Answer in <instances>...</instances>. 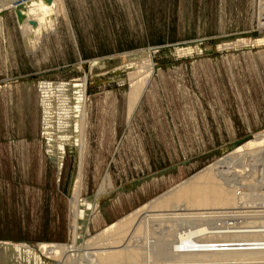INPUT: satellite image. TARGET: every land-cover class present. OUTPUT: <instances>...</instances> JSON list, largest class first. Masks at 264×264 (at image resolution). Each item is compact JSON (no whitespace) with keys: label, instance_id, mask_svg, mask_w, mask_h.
<instances>
[{"label":"rangeland","instance_id":"rangeland-1","mask_svg":"<svg viewBox=\"0 0 264 264\" xmlns=\"http://www.w3.org/2000/svg\"><path fill=\"white\" fill-rule=\"evenodd\" d=\"M21 1L0 0V10ZM63 6L67 16L36 49L26 47L14 8L0 13V244H23L48 264L61 260L41 252V243H73L79 180L82 205L110 174V193L91 221L96 234L264 131L260 0H63ZM148 69L128 122L130 87L147 74L133 75ZM83 80L85 151L76 134L62 141L59 170L47 151L41 87H81ZM77 102L63 106L74 115ZM231 162L221 175L227 187L252 177L264 186V152ZM261 202L212 214L180 207L173 216L149 215L133 245L146 248L160 238L165 216L173 220L172 235L201 216L214 217L212 228L263 226ZM82 247L77 243L78 253Z\"/></svg>","mask_w":264,"mask_h":264},{"label":"bare ground","instance_id":"bare-ground-1","mask_svg":"<svg viewBox=\"0 0 264 264\" xmlns=\"http://www.w3.org/2000/svg\"><path fill=\"white\" fill-rule=\"evenodd\" d=\"M2 7L0 13L10 7L14 8L18 25L25 37L26 47L32 49L39 47L42 39L51 35L53 29L58 28L61 15L67 16L63 0H26L15 6L12 2ZM261 18L264 17L261 15ZM260 22L264 25V19H261ZM259 43H264V40H260ZM141 73L142 75L147 74L146 77L132 85L128 94V122L140 103L145 93L146 83L151 77L150 69L137 72L133 76H140ZM41 93L47 122L46 136L50 139L47 151L60 170L65 156L62 141H69L76 134L75 140L81 154L85 151L87 142L86 83L83 80L81 87H73L70 84L44 83ZM74 98L78 101V107L72 115L70 109L63 105L70 103ZM254 152H264V131L255 135L254 138L248 139L244 145L234 148L228 156L156 199L150 200L147 204L96 234L91 233V221L93 214L98 211L103 194L110 193L108 192L112 188L110 174H106L98 192L92 198L84 201L82 205L80 201L78 202L81 193V180H79L76 183L77 190L74 194L76 204L74 207L76 217L80 221L75 226L72 245L41 243L40 251L53 258L60 257V264H264L262 263L264 262V225L254 224L252 226V223H249L244 227H235L234 225L212 228L207 223L215 219L209 216L193 218V222L198 225L191 229H184L181 226L173 230V235L167 228V225L169 226L173 220L166 219L165 216L161 220L159 219L163 230L160 233V235L162 234L160 238H153V235L160 236L153 234L154 243H149L146 248L133 245L134 238L145 230L146 218L149 215L158 214L159 216L160 213L169 215V212L173 211L171 213L173 216L174 211L180 207H184L189 212L202 211L197 214H201L203 211L205 214H209V212L212 214V210L237 209L243 205H257V202L260 201L263 203L264 186L262 183H258L255 177L242 183L240 187L235 185L227 187L228 184L223 183V176H221L222 172H228V168L226 169L224 166L227 167L232 163L231 159L235 155ZM262 178H264V172ZM191 212L190 214H192ZM163 215L160 214V216ZM180 220L186 221L187 218L184 217ZM79 242L83 245L80 248L82 249L80 253L76 248ZM40 258L32 248L23 244H0V264H48Z\"/></svg>","mask_w":264,"mask_h":264},{"label":"built area","instance_id":"built-area-1","mask_svg":"<svg viewBox=\"0 0 264 264\" xmlns=\"http://www.w3.org/2000/svg\"><path fill=\"white\" fill-rule=\"evenodd\" d=\"M261 15L264 17V0H260Z\"/></svg>","mask_w":264,"mask_h":264}]
</instances>
